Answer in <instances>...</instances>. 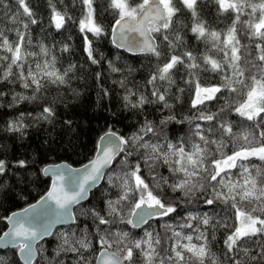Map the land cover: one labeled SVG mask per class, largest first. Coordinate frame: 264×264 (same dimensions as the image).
Masks as SVG:
<instances>
[{"label": "snow or ice", "instance_id": "obj_1", "mask_svg": "<svg viewBox=\"0 0 264 264\" xmlns=\"http://www.w3.org/2000/svg\"><path fill=\"white\" fill-rule=\"evenodd\" d=\"M209 2L217 19L226 17L225 27L217 29L202 18L212 10L204 13L207 5L200 0H79L78 16L58 0H0V14L10 25L0 27V50H6V54L0 51V107L10 94L8 109L15 112L14 105L24 99L36 102L37 109L34 117L27 112L0 117L4 120L0 130L23 138L30 127L26 117L36 123H53L59 105L67 108L86 94L73 81H90L97 89V101L110 96V89L101 83L106 73L120 74L115 82L125 85L137 68L128 62L117 67L120 57L112 59L101 51L102 41L149 59L151 66L141 72L145 91H137L136 98L132 90L125 91V106L140 105L147 112L158 101L169 110L168 115L161 113L158 123L145 115L131 140L122 136L120 145L96 142L79 190L67 187L76 181L75 170L51 175L43 195L26 208L4 215L9 232L0 239L15 248L10 256L9 250H2L0 264H19L20 259L24 264H37V242L52 235L54 225L61 222L83 231V236L73 235L74 242L85 249L91 247L87 237L95 229L94 243L98 237L104 254L103 259L97 256V264H135L137 252L145 258L144 264H264V0ZM12 8L15 11L9 14ZM185 13L190 25L184 23ZM68 22L77 29L78 45L63 37ZM40 25H44L42 33L47 30L51 45L36 41L39 53L31 55L42 54L45 59L35 69L30 63L25 67L29 56L25 49L33 44L32 26ZM185 28L198 42H204V51L188 47ZM133 33L135 44L130 43ZM242 39L247 42L241 44ZM57 44L61 54H70L76 47L79 58L57 68L62 59L55 54ZM201 69L215 73V78L202 76ZM177 73H182L179 84ZM45 82L58 88L50 99L42 92ZM9 83L20 84L31 94L16 92ZM172 85L176 93L170 96ZM172 99L184 100L191 114L180 113L178 118L169 103ZM206 104H213L215 111L205 109ZM131 142L142 146L135 157L127 147ZM249 158H259L260 164L252 166L254 171H249ZM28 163L25 158L10 159L6 148L0 152V193L6 195L10 189V165L24 169ZM161 165L168 169L167 174L155 170ZM108 168L112 171L105 180ZM40 171L47 174L49 170L45 166ZM90 179L103 193L102 205L81 206L77 215L72 206L81 202L83 193H89L85 185ZM244 201L249 202L248 210L241 206ZM80 216L90 217L91 224L80 229ZM113 217H118V224ZM153 224L165 230V251L170 256L153 259L156 246L162 243ZM112 228L116 230L110 232ZM218 233L223 241L219 254L212 250ZM64 235L67 243L68 235ZM113 242L114 253L105 248H111ZM54 251L61 253L60 246Z\"/></svg>", "mask_w": 264, "mask_h": 264}, {"label": "trees", "instance_id": "obj_2", "mask_svg": "<svg viewBox=\"0 0 264 264\" xmlns=\"http://www.w3.org/2000/svg\"><path fill=\"white\" fill-rule=\"evenodd\" d=\"M40 0H37L39 3ZM59 4L67 5L69 12L73 16H78L80 14V3L79 0H76V3L73 4V0H58ZM201 5H207L204 7L203 12L208 13L209 9L212 10L211 15L202 14V18L208 20L212 23L217 29L225 27L226 17L221 16L217 19L214 15V6L209 2V0H200ZM15 9L12 8L11 12H14ZM47 14L45 13V16ZM184 23L190 25L191 20L187 13L183 16ZM69 27L65 30L63 37L74 46L79 44V37L75 34L77 29L72 27L71 22ZM44 25H47V19L44 21ZM44 25L32 26L33 34V44L25 49L29 53L27 60H25V67L28 64H31V67L35 69L37 62H42L45 57L40 54L37 56H32V52L39 53V47L36 41L43 40L45 44L51 45V40L47 37L45 30L44 33L41 32V28ZM9 22L5 20L4 15L0 14V27H9ZM54 27V25H53ZM185 33V42L189 48L198 47L200 51H204L205 44L203 41H197L193 34L184 29ZM14 35V33L10 34ZM244 33H240V36H243ZM247 41L242 39L241 44L246 43ZM100 50L105 52L110 58L115 59L117 56L120 57L117 61V67H123L124 62H128L137 68V72H134L132 75H129L127 78L128 87L133 92V97L136 98L137 91L144 92L145 87L143 84L144 74L142 71L147 70L150 67V62L148 58L143 56H130L124 52L118 51L112 45H109L107 41H102ZM210 47V45H209ZM5 52L6 50H0ZM58 57L62 56L61 60L57 62V68H61L62 64H66L69 60H77L80 56V53L76 47H73L70 54L59 52V45L57 44V52L55 53ZM50 58V57H49ZM107 66L105 65V68ZM201 74L204 77L215 78V73L208 72L205 69H201ZM117 73H106V79L101 81L105 87L110 89V96H101L99 101H97L96 91L97 89L91 85L90 81H73V85L77 88H80L85 91V95L82 97V100L75 104H70L67 108L64 105H59L57 107L56 120L53 123L47 121H39L36 123L34 120L25 118V123L30 124V127L26 128L25 131L27 135L23 138H19V134H12L0 130V152L6 150L9 153L10 159L25 158L29 163L25 166L24 169L19 168L18 166H12V171L9 173V185L10 189L7 190V194L3 195L0 193V236L6 230V223L2 217L6 214L10 215L12 212H15L17 209H24L27 203H33L35 199H38L40 195L44 194V191L47 190V186L50 184L49 178L43 177L41 169L47 165H53L58 163H67L72 167H80L87 162H89L94 153L92 152L94 146L98 139L107 132H113L117 134L120 138L126 136L125 132L130 128L135 127V121H143L145 115L149 119L155 120L157 123L161 119V113L163 115H168L169 110L165 109L162 104L156 102L148 106L147 112H138L137 106L127 105L123 100L122 92L123 89L115 82L119 79ZM182 73L176 74V84L180 83V76ZM3 84V82H0ZM9 88H14L16 92L24 91L27 95L31 94L30 90H25L22 85H14L12 83L8 84ZM149 89L151 85L148 86ZM66 86H63L60 90L63 91ZM2 90V89H0ZM58 88L55 84H48L45 82V87L42 89L47 95V98H51L57 92ZM169 95L173 96L176 93V86L172 85L168 89ZM188 92H184V100L187 99ZM12 100L10 94L7 95L6 100L3 103V106L0 107V117L3 116H16L21 112L32 113L33 117L36 113V102L29 101L27 99L21 100L18 104L14 105L16 111L14 112L11 109H8V102ZM184 100L172 99L169 101L172 104L175 113L178 118L180 113L191 114L190 110L187 107V104ZM147 103V101H146ZM158 105V106H157ZM205 109L210 111H215V106L213 104H206ZM132 117L131 120L128 118ZM66 120H71V124H65ZM4 124L3 118H0V127ZM187 129V124L184 126ZM184 131V129H182ZM186 134V133H185ZM163 140V137H160ZM153 143L155 140L152 141ZM230 146V145H229ZM142 151V150H141ZM251 159V164L249 166V171H254L253 165L260 164L259 158H249ZM158 173L167 174L168 169L164 166H157L155 169ZM110 168L104 175V179H107V173L111 172ZM238 171V169H237ZM18 172V174H17ZM151 179V177H149ZM171 181H169L170 183ZM171 191V190H169ZM15 194H17L15 196ZM11 195L12 199L9 200L8 196ZM131 197L129 198V200ZM103 197L100 196V189L97 187L93 190L88 199L77 205L74 208V211L79 215V208L83 206L84 208H89L95 202L102 205ZM125 204H128L126 201ZM248 201L242 202L241 206L248 210ZM125 211L127 208L125 207ZM113 223L118 224V217H113ZM90 217L86 218L80 216L78 225L80 229H83L85 225H90ZM76 225H73V229L76 233V236H83L84 233L82 230H77ZM154 233L159 232L162 237V243L156 246L157 256L153 259H160L171 255L170 251H165L168 246V240L163 239L165 230L157 224L152 226ZM60 229L68 230V227H63ZM55 230L52 235L45 240H42L36 245L37 252L39 253L37 264H58V262L63 259L65 264H73V261H76L77 264H94L96 256L100 251L99 248V239L95 238L94 243V234L95 229H92V232L88 234V241L91 245L90 248L85 249L76 243V251H69L67 253H56L54 251L55 244L57 243L54 233L58 230ZM116 229L112 228L109 231L114 232ZM220 232L223 229L219 230ZM142 235V232L140 233ZM168 236H171V232H168ZM195 242V241H194ZM147 247V245H144ZM43 248V251H41ZM106 250L115 252L116 244L113 242L111 248ZM46 249V251H45ZM223 241L220 238L218 233L216 237V242L212 245V250L218 254L222 252ZM8 255H11V249H7ZM3 251H0V255H3ZM55 256V261L53 257ZM17 257V255H16ZM18 259V258H17ZM144 257L141 253L137 252V258L135 264H144ZM19 264H22L19 261Z\"/></svg>", "mask_w": 264, "mask_h": 264}, {"label": "water", "instance_id": "obj_3", "mask_svg": "<svg viewBox=\"0 0 264 264\" xmlns=\"http://www.w3.org/2000/svg\"><path fill=\"white\" fill-rule=\"evenodd\" d=\"M130 43H132V44H135V43H136V34H135V33H133V34L130 35ZM113 47L115 48V46H113ZM115 49H116V48H115ZM117 50L126 53L123 49H117ZM126 54H127V55H130V56H140V55H141V54H128V53H126ZM141 56H142V55H141ZM98 141H105V142H107V141H111L113 145H120V144L122 143L121 138H120L117 134H115V133H113V132H107V133H104V134L98 139ZM98 141H97V142H98ZM116 151H119V149L117 148ZM93 158H94V155H93L92 159H93ZM92 159H91V160H92ZM89 162H90V161H89ZM89 162H87L86 164H84V165H82V166H80V167H72V166H70V165H68L67 163H64V162H62V163H58V164H53V165H47L48 170H49L48 173H47V174H45L44 172H41V173H42V176H43V177L49 178V180H50L51 175H61V174L66 175V173H67L68 170H75L76 181H75V183H73V184H71V185H69V186H67V187H68V190H69V191H77V190H79V182H80V178L82 177V175H83V174L89 169V167H90ZM109 169H110V168H108L107 171H108ZM105 173H106V172H105ZM105 173L103 174V177H104ZM50 183H51V180H50ZM95 183H96V182H94V180H91V179L88 180V181L86 182L85 187L88 189L89 193H83V194H82L81 202L75 204L74 206H72L73 210H74V208H75L77 205H79V204L85 202V201L88 199L90 193H91L93 190H95V189L97 188V187L95 186ZM49 185H50V184H49ZM52 206L55 207V204L53 203ZM25 208H26V207H25ZM5 223H6V226H7V227H6V230L1 234L0 237H4L5 234L9 232L8 224H7L6 221H5ZM63 227H67V226H66L65 224H63L62 222L59 223V224H57V225H54V229H55V230L60 229V228H63ZM50 236H51V235H50ZM50 236L42 238L40 241L37 242V244H38L39 242H41L42 240L48 239ZM13 248H15V245H14V244L7 243L5 240L0 239V251L5 250V249H13ZM107 251H109V250H107ZM110 252H111V251H110ZM16 255H17V258L19 259V249H16ZM103 255H104V254H103L101 251H99L98 254H97V256H99L101 259H103ZM97 256H96V259H95V263H94V264H97ZM19 261H20L22 264H24V261H23L22 259H20Z\"/></svg>", "mask_w": 264, "mask_h": 264}, {"label": "clouds", "instance_id": "obj_4", "mask_svg": "<svg viewBox=\"0 0 264 264\" xmlns=\"http://www.w3.org/2000/svg\"><path fill=\"white\" fill-rule=\"evenodd\" d=\"M117 84L123 89V92H122V96L124 95L125 91H128V90H131L129 87H128V81L126 82L125 85H121L120 83L117 82ZM158 101H153L152 103H156ZM137 106V111L138 112H141L143 113V111L141 110L142 106L140 105H136ZM129 120L132 119V117H129L128 118ZM140 124H141V121L140 120H136L135 121V127H132L130 128L128 131L125 132V135L129 137V139L131 140V134L133 131H135L136 129H139L140 128ZM128 150L129 152L131 153V155L133 157H135L138 153H140V149L142 146H138L135 142H131L128 144ZM100 196L103 197V193L100 192ZM67 233L68 235V242L65 243V235L64 233ZM74 229L73 228H69L68 230H64V229H60L58 230L57 232L54 233V236H55V239L57 241V243L55 244V248L56 246H60V249H61V253H67L69 251H72L73 248H76V243L74 242L75 240V237H74ZM46 251V249H45ZM49 264H51V261H49ZM58 264H65L64 260L61 259ZM73 264H77L76 261H73Z\"/></svg>", "mask_w": 264, "mask_h": 264}]
</instances>
